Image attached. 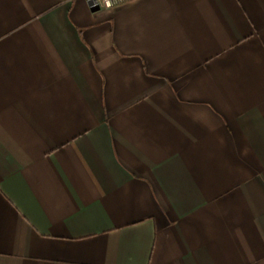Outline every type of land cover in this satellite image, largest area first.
<instances>
[{"label":"crops","instance_id":"obj_1","mask_svg":"<svg viewBox=\"0 0 264 264\" xmlns=\"http://www.w3.org/2000/svg\"><path fill=\"white\" fill-rule=\"evenodd\" d=\"M0 264H264V0H0Z\"/></svg>","mask_w":264,"mask_h":264},{"label":"built area","instance_id":"obj_2","mask_svg":"<svg viewBox=\"0 0 264 264\" xmlns=\"http://www.w3.org/2000/svg\"><path fill=\"white\" fill-rule=\"evenodd\" d=\"M137 0H94V4L100 9L112 10L116 7L133 3Z\"/></svg>","mask_w":264,"mask_h":264}]
</instances>
